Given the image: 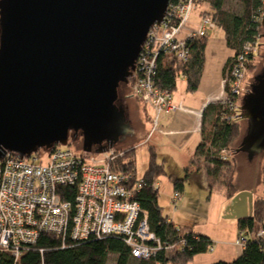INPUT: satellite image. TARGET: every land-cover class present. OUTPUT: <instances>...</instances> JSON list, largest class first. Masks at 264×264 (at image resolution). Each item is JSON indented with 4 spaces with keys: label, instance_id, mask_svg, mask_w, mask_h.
Masks as SVG:
<instances>
[{
    "label": "water",
    "instance_id": "obj_1",
    "mask_svg": "<svg viewBox=\"0 0 264 264\" xmlns=\"http://www.w3.org/2000/svg\"><path fill=\"white\" fill-rule=\"evenodd\" d=\"M167 2L0 0V154L28 157L78 135L85 152L116 146L131 128L118 88ZM260 23L264 39V12ZM239 109L247 126L235 152L264 150V65ZM252 206V192L238 191L228 216Z\"/></svg>",
    "mask_w": 264,
    "mask_h": 264
},
{
    "label": "built area",
    "instance_id": "obj_2",
    "mask_svg": "<svg viewBox=\"0 0 264 264\" xmlns=\"http://www.w3.org/2000/svg\"><path fill=\"white\" fill-rule=\"evenodd\" d=\"M193 2L168 0L161 22L149 28L135 62L132 93L158 112L188 110L176 102L171 90L154 86L152 78L159 53H172L178 60L186 61V42L213 27L212 20L205 17L179 36ZM175 18L179 20L176 26L172 24ZM255 49L251 42L243 41L225 62L223 94L216 99L225 119L234 120L239 114L238 98ZM197 113L201 115V111ZM59 145L62 144L57 143L48 151L45 163L35 162L37 154L18 158L2 149L0 248L9 249L18 258L23 245L34 243L41 233L51 232L72 240L117 235L135 257L148 258L160 250L158 238L150 231L147 217L134 199V188L140 183L130 186L129 174L112 169L115 157L112 149L116 146L105 150L100 158ZM232 151L223 148L220 156L229 158ZM153 186L157 187L158 183ZM70 196H73L71 200L63 199ZM179 197L180 191L174 190L172 200ZM254 234L264 247V228L259 227ZM244 242L245 236L240 231L236 243L242 246Z\"/></svg>",
    "mask_w": 264,
    "mask_h": 264
},
{
    "label": "trees",
    "instance_id": "obj_3",
    "mask_svg": "<svg viewBox=\"0 0 264 264\" xmlns=\"http://www.w3.org/2000/svg\"><path fill=\"white\" fill-rule=\"evenodd\" d=\"M204 4L201 15L208 16L214 25L221 28L227 47L236 51L243 41L258 45L260 23L264 12V0H240L241 10L233 12L225 8L227 0H194ZM173 19L172 24L178 25ZM211 29V28H210ZM208 29L204 35L196 36L186 42L188 58L178 60L172 53H159L153 75V84L160 89L172 92L176 89L178 78L186 83V91H195L200 83L205 62V49L208 41ZM226 64V63H225ZM225 65L223 67L224 72ZM133 81V78L130 79ZM227 89V88H225ZM141 101V99L137 98ZM207 109V111H206ZM200 126V140L195 152L185 166L184 176L172 178L174 190L182 191L185 181L194 171L204 173L209 192L216 187L224 188L226 199L232 198L239 190L234 183L236 170L235 160L222 158L220 150L234 148L232 142L239 135L240 114L234 120L221 116L218 101L208 103L203 110ZM211 112L208 125H205V114ZM135 147L127 146L126 153L112 160V169L130 175L129 185L140 183L134 188V199L145 213L150 231L158 238L161 249L148 258L131 255L130 249L122 237L107 235L100 238L89 237L84 240H72L51 232L41 233L32 243L23 245L18 258H14L9 249L0 248V264H107L108 258L115 255L114 264H187L193 257L205 252L212 246L211 239L204 234L188 228L176 227L168 216L163 214L158 203V183L160 175L165 173L162 163L156 160V153L149 146L147 167L141 176L136 174ZM236 149V148H235ZM120 158V157H119ZM261 184L264 188V166L261 172ZM73 195V193H72ZM73 197V196H72ZM72 197H63L71 200ZM264 228V194L254 196L251 215L237 219L238 232L245 236L240 253L230 261L218 260L209 264H264V247L254 232Z\"/></svg>",
    "mask_w": 264,
    "mask_h": 264
},
{
    "label": "rangeland",
    "instance_id": "obj_4",
    "mask_svg": "<svg viewBox=\"0 0 264 264\" xmlns=\"http://www.w3.org/2000/svg\"><path fill=\"white\" fill-rule=\"evenodd\" d=\"M192 5L193 7L188 15L187 22L196 26L202 18L208 16L200 14L201 10L205 8L204 4L194 1ZM225 8L233 12H239L241 10V2L240 0H227ZM212 22L214 24V21ZM227 48L229 47L225 44L222 29L213 25L209 31L205 49V62L200 91L195 93L188 92V95L191 96L196 94V99L202 92L212 89L215 91L216 95H211L210 100L218 99L223 89L217 82L220 63L223 56L228 51ZM263 65L264 39L262 37V31H260L258 45L242 83V90L238 98L239 103H241L242 96L250 90V84L254 82V76L260 72ZM223 74L224 72L222 70L221 83ZM130 79L131 77L127 84H120L118 91L131 128L123 135V138L117 143L116 148L112 149V153L115 154L118 159H121V156L126 153L127 146L134 144L136 146V174L141 176L147 167L149 146L157 144L158 150L156 151V160L160 163L163 162L165 168V173L158 178V202L162 207L163 214L168 216L176 227H181L184 223H190L194 230L207 235L212 241V249L196 254L187 264H209L218 260L230 261L237 255L236 251L242 246L236 243L238 238V234H236L237 218L228 216L227 204L224 203L226 199L224 188L216 186L209 192L206 183L203 186V181L190 173L188 179L185 181L184 190L181 191V196L176 201L172 200L174 188L170 180V175L177 172L175 174H178L180 177L184 176L185 170L183 167L189 165V161L195 152L192 141L193 137H199L198 127L192 126L189 121H186L181 126H176L171 129L167 134L169 137L165 136V139L162 137L157 139V132H155L151 140L148 141L150 134L156 129L154 126L155 122L154 119H152V121L145 119L143 104L146 105L149 103L142 100L140 101L133 95L132 88L134 78L133 81L131 80V83ZM183 83L184 80L178 78L176 89L173 91V97L176 100H178L183 93L181 90V85ZM185 100L188 101V97H185ZM238 113H240V109ZM246 126L247 121L243 118L240 119L239 135L232 142L234 148H232L233 151L231 156H229L230 159L235 160L234 162L236 164L234 183L238 187H251L254 190V196H261L264 194V188L261 184V172L264 166V150L255 152L243 149L237 153L235 152V148L243 144V134L246 130ZM240 135L241 137L239 138ZM167 138L169 140H167ZM59 146H68L74 151L83 152L81 150L80 135L74 139L69 137L66 145ZM89 153L90 155H96L100 158H103L105 154L104 151ZM36 154V163H45L48 160L49 154L43 149L40 148L36 152H33L32 157ZM260 226L261 225H257L256 227ZM114 259L115 255L109 256L107 264H114Z\"/></svg>",
    "mask_w": 264,
    "mask_h": 264
},
{
    "label": "crops",
    "instance_id": "obj_5",
    "mask_svg": "<svg viewBox=\"0 0 264 264\" xmlns=\"http://www.w3.org/2000/svg\"><path fill=\"white\" fill-rule=\"evenodd\" d=\"M194 26H195L194 24H189V22H187L186 24H184V28L182 27L179 36L185 35L186 32L188 31V29L189 28L192 29ZM227 49H228V51L225 53V55L223 56V59H222V61L220 63V70H219V76H218V81H217L218 84L221 85V86H222L221 78H222V70H223V67L225 65L226 60L233 53V50L232 49H230V48H227ZM202 76H203V71H202ZM202 76H201V79H200V83H199L198 88L195 91H193L192 93H195L197 91H200L199 89H200V85H201ZM181 90L183 91V93L180 95V98L178 100H176L175 98L174 99L176 100L177 103L181 104L183 107H185L188 110H175V111H171L169 113H162V112H158L156 110V108L154 106L150 105V104H146V105L143 104L145 119L146 120L149 119L151 121H152V119H154V122H155L154 126L156 128L155 130L153 129L154 131H153L152 134H150V137H149L148 141L151 140L152 135L155 132H157L156 133L157 139H159L161 137L165 139V136L169 137L167 134L169 133V131L171 129L175 128L176 126L177 127L178 126H181L182 124H184V122L189 121L192 126H197L198 127L199 137H197V138L193 137V141H192V144L194 145V148H196V146H197V144H198V142L200 140V136H201V134H200V126H201V118L204 115L203 114V112H204L203 110H204V108L207 107L208 103L214 101V100H210V96L211 95L214 96L215 91L212 90V89H210L209 91L202 92V94L199 95L198 97H196V99H195V95L196 94H193L191 96L188 95V91H186V83H185V81L181 85ZM222 91H223V89H222ZM222 91H221V95L223 94ZM221 95H219V97ZM185 97H188L189 100L188 101L185 100ZM199 111H201V115H199L197 113ZM206 111H207V109H206ZM209 117L211 118V112H207L205 114V116H204V118H205L204 119L205 120V123L204 124L205 125H208V121L210 119ZM240 137H241V135L239 136V138ZM167 140H169V139L167 138ZM131 146H133V147L136 148V146L134 144H132ZM151 146L154 148L155 153H156V156H157V152H156L158 150L157 149V144L156 145H151ZM161 163L164 166V163L163 162H161ZM183 168H185V166ZM175 173H177V172H174V173H172L170 175V180H172V178H181L178 174H175ZM192 174H194L196 178H199L200 180L203 181V183H202L203 186L205 185V183L207 185L206 178H205L204 173L202 171H200V172L194 171ZM184 185H185V183H184ZM158 186H159V181H158ZM237 188H238L239 191H241V190H248V191H251L252 194H254L253 193L254 190L251 187H246V186L245 187H238L237 186ZM183 190H184V187H183ZM158 194H159V189H158ZM180 196H181V192H180ZM224 203L227 204V209H228L229 208V205L231 203V198L230 199H225V202ZM244 204H245V202H244ZM242 206H243V203L240 201L239 207H242ZM185 224L186 223H184L183 226H181V227L188 228L189 230H191L193 232H196V233H201L200 231L194 230L191 227V224L190 223H187L186 225ZM236 230H237L236 234H238V231L239 230H238V226L237 225H236ZM201 234H203V233H201ZM241 249H242V247L239 250L236 251V254L237 255L240 253ZM237 255H235V256H237Z\"/></svg>",
    "mask_w": 264,
    "mask_h": 264
},
{
    "label": "flooded vegetation",
    "instance_id": "obj_6",
    "mask_svg": "<svg viewBox=\"0 0 264 264\" xmlns=\"http://www.w3.org/2000/svg\"><path fill=\"white\" fill-rule=\"evenodd\" d=\"M251 85H252V83L250 84V86H251ZM120 103L123 104L121 100H120Z\"/></svg>",
    "mask_w": 264,
    "mask_h": 264
}]
</instances>
